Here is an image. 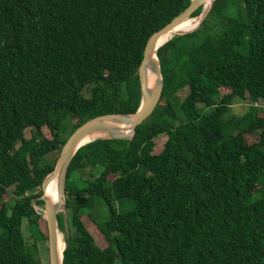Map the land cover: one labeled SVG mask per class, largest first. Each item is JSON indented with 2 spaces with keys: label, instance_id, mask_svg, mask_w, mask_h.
Returning <instances> with one entry per match:
<instances>
[{
  "label": "trees",
  "instance_id": "trees-1",
  "mask_svg": "<svg viewBox=\"0 0 264 264\" xmlns=\"http://www.w3.org/2000/svg\"><path fill=\"white\" fill-rule=\"evenodd\" d=\"M188 3L0 0V264H47L31 207L43 159L89 119L136 111L145 42ZM155 54L160 97L132 139L94 140L68 164L61 264H264V113L229 114L264 101V0H213Z\"/></svg>",
  "mask_w": 264,
  "mask_h": 264
},
{
  "label": "water",
  "instance_id": "water-1",
  "mask_svg": "<svg viewBox=\"0 0 264 264\" xmlns=\"http://www.w3.org/2000/svg\"><path fill=\"white\" fill-rule=\"evenodd\" d=\"M208 0H189L188 5L176 17H174L165 26L152 33L146 40L143 47L142 58L134 73L137 77L140 99L139 105L135 112L131 114H105L96 116L84 122L75 128L67 137L63 145L58 151L52 171L47 174L40 185V196L37 201L42 203L44 215L42 219L45 224V237L47 249V264H61V253L64 249L60 248V243L57 238V224L56 216L65 212L64 200V183L65 175L68 164L75 154V152L83 145L97 139L101 140H131L135 128L139 126L151 113L156 104L158 103L162 82L159 72V67L156 58V50L165 42L159 43L160 39L174 27L179 25L182 21L202 7V4ZM209 6L205 12L198 16L200 19L196 26L187 32L180 33L179 35L188 33L196 29L208 13L213 0H209ZM168 41V40H167ZM151 71L154 75V80L150 86H147V71ZM99 134L102 137L94 138L86 143L83 140L91 135ZM55 181L57 202L52 204L45 197V190L51 181Z\"/></svg>",
  "mask_w": 264,
  "mask_h": 264
},
{
  "label": "rangeland",
  "instance_id": "rangeland-1",
  "mask_svg": "<svg viewBox=\"0 0 264 264\" xmlns=\"http://www.w3.org/2000/svg\"><path fill=\"white\" fill-rule=\"evenodd\" d=\"M196 19H197V17H196ZM185 92H186V90H182V91L178 92L177 93L178 98H182L184 96ZM221 93H223L222 90H221ZM242 103L243 102H239V101H235L234 103H232L230 108H229V114L230 115H234V116L241 115L244 112L245 108H246V107H244L245 105L244 106L242 105ZM258 105L261 108H264V106H262V104H258ZM44 134L47 135L46 132H44ZM25 136L28 137V131L27 130L25 131ZM164 140H165V137H163V136H160L158 139H156L154 148L152 150V153L157 154L161 150L162 143H163ZM250 141H251L250 138L246 137V142L249 143ZM57 155H58V151L50 153V154L46 155V157L43 159V161L51 163V162H53L56 159ZM70 181L75 183L77 186L80 187L79 189H81L80 184L77 182V180L75 179L74 176L70 177ZM8 199H9V195L7 194V201H8ZM4 201H6V198L4 199ZM35 208H37V206H35ZM36 213L38 215H40L39 214L40 212H38L37 210H36ZM60 215H62L64 222H66V218H67L66 212L60 213ZM62 217H61V219H62ZM80 220L84 223L87 232L92 237V239L94 240L95 244L99 248H104L105 247V243L103 241V238L98 233V231L96 230L95 226L92 225L90 222H88L84 215L80 217ZM21 230H22L23 238L27 242L29 240L28 239V232H27V228H26L24 223L22 225V229ZM58 234L61 236V238L63 240V238L65 237V234H66V227L64 226V229L62 231L58 230ZM29 242H30V240H29ZM37 246H38V257H39L40 261L42 263L47 262L46 241L43 242V243H39Z\"/></svg>",
  "mask_w": 264,
  "mask_h": 264
},
{
  "label": "bare ground",
  "instance_id": "bare-ground-1",
  "mask_svg": "<svg viewBox=\"0 0 264 264\" xmlns=\"http://www.w3.org/2000/svg\"><path fill=\"white\" fill-rule=\"evenodd\" d=\"M209 3H210L209 0L203 3L201 14L207 10ZM199 19H200V16H198L197 19L192 18V19L182 21L179 25L174 27L170 32L166 33L160 39L159 43H163V42L169 40L170 38L177 36L180 33H184V32L192 30L196 26V24L198 23ZM153 77H154V75L151 73V71L148 70L147 71V86H150L152 84ZM99 137H102V135L95 134V135L88 136L83 140V143H86V142H88L94 138H99ZM48 194H51V201L50 202L52 204L56 203L57 202V195H56V187H55V181L54 180L49 183V185L47 186V188L45 190V194H44L45 197ZM36 210L38 212H40L39 213L40 216L43 217V215H44L43 206H38ZM57 238H58V242L60 243V248H59V252H60L64 246V243H63L61 236L58 234V231H57Z\"/></svg>",
  "mask_w": 264,
  "mask_h": 264
},
{
  "label": "built area",
  "instance_id": "built-area-1",
  "mask_svg": "<svg viewBox=\"0 0 264 264\" xmlns=\"http://www.w3.org/2000/svg\"><path fill=\"white\" fill-rule=\"evenodd\" d=\"M258 104H262V106H264V101H261V100H258L256 102H251V103H242V105L246 108H249V107H252V108H255V109H259L262 111V113H264V108H261ZM31 207L32 209L35 211L36 213V208H35V205L31 204ZM37 214V213H36Z\"/></svg>",
  "mask_w": 264,
  "mask_h": 264
},
{
  "label": "crops",
  "instance_id": "crops-1",
  "mask_svg": "<svg viewBox=\"0 0 264 264\" xmlns=\"http://www.w3.org/2000/svg\"><path fill=\"white\" fill-rule=\"evenodd\" d=\"M239 102H241V101H239ZM245 110H246V108H245Z\"/></svg>",
  "mask_w": 264,
  "mask_h": 264
}]
</instances>
